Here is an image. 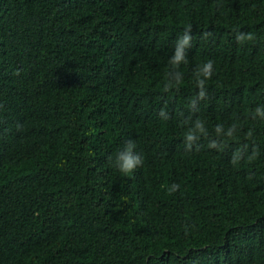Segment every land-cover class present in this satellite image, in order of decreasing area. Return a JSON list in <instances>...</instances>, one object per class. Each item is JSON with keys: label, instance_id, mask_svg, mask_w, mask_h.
Listing matches in <instances>:
<instances>
[{"label": "trees", "instance_id": "obj_1", "mask_svg": "<svg viewBox=\"0 0 264 264\" xmlns=\"http://www.w3.org/2000/svg\"><path fill=\"white\" fill-rule=\"evenodd\" d=\"M257 107L264 0H0V264H264Z\"/></svg>", "mask_w": 264, "mask_h": 264}, {"label": "clouds", "instance_id": "obj_2", "mask_svg": "<svg viewBox=\"0 0 264 264\" xmlns=\"http://www.w3.org/2000/svg\"><path fill=\"white\" fill-rule=\"evenodd\" d=\"M254 37L251 33H240L237 36L238 41L242 40H252ZM192 46V36H191V26H188L183 35L178 38L175 43V50L173 56L170 60V63L176 67H179L182 63L187 62V50ZM213 74V61H207L202 69H199L197 72V86L199 87V97L203 99L206 95L205 91V81L210 79ZM200 77H203L202 79ZM182 77L179 73L176 74V82L179 83ZM255 112L258 116L264 117V107H257ZM164 115L163 113L161 114ZM166 118V117H165ZM195 130L204 132V125L199 120L195 123ZM195 130L190 129L185 136L186 139V148L188 151H191L193 143L198 139L195 135ZM220 131V127H217V132ZM231 135V131L229 132ZM251 135V133H249ZM214 146V145H211ZM136 144L132 140H128L125 144V147L122 151L118 152L115 159V165L118 170L124 175H129L134 173V171L141 167L143 164V156L140 153L134 151ZM111 159V158H110ZM180 188L179 184H172L168 188V193L172 194L178 191Z\"/></svg>", "mask_w": 264, "mask_h": 264}]
</instances>
